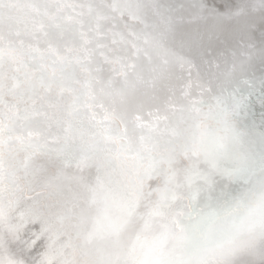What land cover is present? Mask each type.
I'll use <instances>...</instances> for the list:
<instances>
[{
	"label": "snow or ice",
	"instance_id": "snow-or-ice-1",
	"mask_svg": "<svg viewBox=\"0 0 264 264\" xmlns=\"http://www.w3.org/2000/svg\"><path fill=\"white\" fill-rule=\"evenodd\" d=\"M257 57L264 0H0V264H264Z\"/></svg>",
	"mask_w": 264,
	"mask_h": 264
},
{
	"label": "bare ground",
	"instance_id": "bare-ground-1",
	"mask_svg": "<svg viewBox=\"0 0 264 264\" xmlns=\"http://www.w3.org/2000/svg\"><path fill=\"white\" fill-rule=\"evenodd\" d=\"M206 2L208 4H217L221 7V10H223V4L225 3V0H206ZM255 44L257 49H259L260 44H259V30H257V32L255 33ZM252 71L254 72V74L259 77L260 75L264 74V64H261L259 58H254L253 60V68ZM261 108L260 105L258 103L255 104V113H256V118L257 121H259V117H260V113H261Z\"/></svg>",
	"mask_w": 264,
	"mask_h": 264
}]
</instances>
